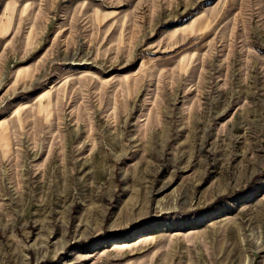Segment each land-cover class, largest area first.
<instances>
[{"label":"rangeland","instance_id":"obj_1","mask_svg":"<svg viewBox=\"0 0 264 264\" xmlns=\"http://www.w3.org/2000/svg\"><path fill=\"white\" fill-rule=\"evenodd\" d=\"M0 264H264V0H0Z\"/></svg>","mask_w":264,"mask_h":264}]
</instances>
